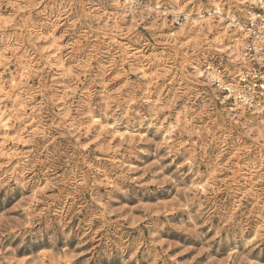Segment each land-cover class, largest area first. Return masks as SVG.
I'll return each mask as SVG.
<instances>
[{"label":"clouds","instance_id":"1","mask_svg":"<svg viewBox=\"0 0 264 264\" xmlns=\"http://www.w3.org/2000/svg\"><path fill=\"white\" fill-rule=\"evenodd\" d=\"M161 3L171 9V23L180 25L169 38V54L137 57L130 70L122 66L127 55L113 65L117 37L139 44L134 30L149 17L148 25L164 26L156 23L165 18ZM205 3L212 6L207 18ZM8 13L19 15L12 29L0 28V57H11L0 64V122L10 120L17 138L27 136L32 146L17 155L18 139L0 133V200L11 196L18 202L9 212L20 210L19 218L0 214V264H179L162 236L172 232L209 247L219 238L229 255L264 244V93L255 88L256 76L264 74L250 68L253 61L264 68V0H0V15ZM125 18L130 28L124 30L101 23ZM62 24L99 72L83 84L73 81L80 91L70 102L65 96L61 105L57 94L44 114L31 115L22 107L33 86L13 82L43 60L40 41ZM212 27L220 40L207 39ZM161 64L167 67L158 71ZM113 69L126 77L119 88L107 86L115 80ZM225 90L237 111L219 110ZM25 116L30 119L17 128ZM31 119L46 129L43 137L27 130ZM224 153L236 159L233 178L221 184L213 172ZM166 158L182 163L162 176ZM50 179L57 189L52 196L45 190ZM165 184L167 207L142 203L160 199ZM125 202L135 207L125 209ZM136 208L148 221L142 227ZM172 209L180 215L168 219Z\"/></svg>","mask_w":264,"mask_h":264},{"label":"rangeland","instance_id":"2","mask_svg":"<svg viewBox=\"0 0 264 264\" xmlns=\"http://www.w3.org/2000/svg\"><path fill=\"white\" fill-rule=\"evenodd\" d=\"M135 2L136 0H133L134 4ZM143 3L148 4V0H143ZM149 6H154V4ZM205 7L208 11L202 13V15L207 18L209 12L212 10V6L205 3ZM170 11L171 9L168 8L167 5L161 3V12L164 13L165 18H163L162 21L157 20L156 23L162 22L164 25L162 28H155L148 25V20H151L152 17H149L148 20L139 24V26L134 30L135 32L141 34L139 44L129 43L127 36L117 37L113 41L116 47L112 49L111 53V62L113 65L119 63L120 58L124 55H127L128 57L127 61H125L122 65L125 70H130L135 66L137 57H139L140 60H149L158 53H163L167 56L171 48L174 46L169 43V38L175 35L180 26L179 23H171L172 16L169 14ZM18 15L19 14L14 16L11 13L0 15V28L12 29L16 24ZM181 22H183L182 17ZM101 23L105 24L106 28L112 29L113 31H115L116 28H119L120 30L130 28L128 18H125L123 22L107 20L101 21ZM221 23H227V21L222 20ZM66 27V25L62 24L50 36H46L44 40L40 41V56L43 57V60L37 62V67L34 70L30 69L27 73L22 74L17 82H13L14 87L16 88H27L30 85L34 88V91L29 97V103L22 107V111L28 112L31 115H35L36 113L44 114L46 109H50L57 94H59V102L61 105L65 103V96H67V101L70 102L80 91L79 86H73V81L83 84L88 75H96L99 72V69L95 67V60L89 64L86 62L87 58L81 56L79 45L72 39L73 30L69 29L65 32L64 29ZM226 31L227 29L225 32ZM216 32L217 29L212 27L210 29V33L207 35V39L209 41L213 39L220 40V37L216 35ZM98 38L100 37L98 36ZM104 38L106 39V34L104 35ZM221 43H223V41H221ZM217 51L219 56L225 55V51L223 49H218ZM77 57H79V59H77ZM4 60H8L10 63L11 57H0V64H2ZM157 63L160 62L157 61ZM165 67H167V65L161 64L158 71H162ZM111 74L115 77V80L112 84L107 85L108 87L119 88L124 84L126 77L117 72L115 69H113ZM146 74L148 77H151L153 75L152 69H146ZM156 74L158 75V72ZM13 75H15V73H13ZM213 75L215 76V73H213ZM130 78L135 80L137 77L135 73L130 72ZM162 82L163 77H160L157 80V83ZM172 82L174 83V81ZM3 102L5 101L3 100V97L0 96V103ZM226 105L229 106L230 110L233 112L238 110L235 98L225 90V95L218 104L219 110L223 111ZM72 115L73 113L71 111L67 114V116ZM67 116L65 118H67ZM28 119H30L28 116L21 117L17 122L16 127L19 128L20 124L24 123V121ZM35 125V119H31L30 123L26 125V128L29 131L35 130L41 137H43L46 129L35 128ZM197 131H199V129ZM208 131L212 132V129L209 128ZM0 133H6L9 137L18 139L19 149L16 150L17 155L21 154V150L30 149L32 146V141L29 140L27 136H19L17 138L16 128L11 126L10 120L0 122ZM61 139H63V137H61ZM4 140L5 136L0 135V147L5 146ZM11 144L12 141L10 140L8 146L10 147ZM248 150L251 152L252 149L250 146L248 147ZM161 153H163V149L161 150ZM0 159H3V157L0 156ZM219 159L224 163L221 165L219 171L213 172V177L218 178L221 184L229 183L234 175V169L231 167V163L232 160L236 159V156L233 155L229 159L227 158V153H224L219 157ZM146 163H150V161H146ZM180 163H182L180 158H177L174 162L171 158L164 159L163 164L168 165V167L164 169V172L161 175H169L176 165ZM236 166L239 167V164ZM153 171H159V169H153ZM144 179H148V177L145 176ZM191 179L192 177H189L190 181ZM192 186H199L202 191H207L203 185ZM168 187L170 186L165 184L164 187L159 190L160 199L146 200L142 203L152 207H158L159 205L167 207L168 197L165 189ZM45 190L49 196L55 194L57 190L56 185L53 181H51V179L45 185ZM217 195H223V192L221 191L217 193ZM17 202L18 201H14L11 196H9L6 203L0 200V214L8 213L11 216H17V218H19V209H14L9 212V209H13V205ZM124 207L127 209L135 207V205L125 202ZM179 215L180 213L176 212L175 209H172L171 212L168 213L167 218L173 219ZM135 216L137 220L141 221L139 226L142 227L144 224L148 223L147 220L141 217L139 208L135 209ZM113 218H115V212L113 213ZM160 219H165V216L161 214ZM212 235H214V231L209 233L204 239L211 240ZM162 236L165 241V247H168L169 244L171 245L168 247V256H174L175 261L179 262V264H264V244L259 243V241L256 242L258 246L253 247L250 251L240 248L233 251L231 255H229L227 243H222L219 238L211 240V246L209 247L203 242V240L193 244L192 240L195 238L188 237L179 232H172L171 234L162 233ZM20 251L24 252V249H21ZM238 252L243 253V255L239 256V258L237 255Z\"/></svg>","mask_w":264,"mask_h":264},{"label":"built area","instance_id":"3","mask_svg":"<svg viewBox=\"0 0 264 264\" xmlns=\"http://www.w3.org/2000/svg\"><path fill=\"white\" fill-rule=\"evenodd\" d=\"M254 11L259 12L258 9L254 10ZM250 68H251L252 71H254V72L258 73V74H264V68L261 67L259 61H253V62H251ZM246 71H247L246 69L241 68L240 73H245ZM251 79H252V77H249L248 78V80H251ZM248 80H244L242 82V84H247L248 83ZM255 88H256L257 93H264V79H261L260 78V75H257L256 76V79H255Z\"/></svg>","mask_w":264,"mask_h":264}]
</instances>
